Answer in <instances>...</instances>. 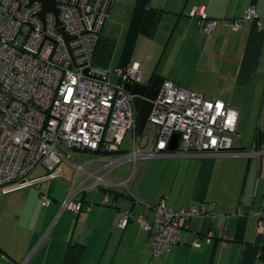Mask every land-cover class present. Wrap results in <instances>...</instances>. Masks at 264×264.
<instances>
[{
	"label": "crops",
	"instance_id": "crops-1",
	"mask_svg": "<svg viewBox=\"0 0 264 264\" xmlns=\"http://www.w3.org/2000/svg\"><path fill=\"white\" fill-rule=\"evenodd\" d=\"M196 7L218 20L212 35L191 17ZM250 7L262 28L245 21L233 31ZM92 64L113 72L112 82L114 70L138 64L149 84L161 78L230 103L240 111L234 149H253L258 136L256 154H174L125 163L98 183L88 173L120 154L73 151L55 178L38 168L31 186L0 193V264H64L75 244L84 249L77 264H264V0H112ZM123 182L131 194L116 188ZM76 188L75 200L91 208L79 216L62 209ZM162 200L174 210L204 205L213 215L191 219L180 243L153 260V234L134 220L124 229L117 222L133 212L151 223Z\"/></svg>",
	"mask_w": 264,
	"mask_h": 264
},
{
	"label": "built area",
	"instance_id": "built-area-1",
	"mask_svg": "<svg viewBox=\"0 0 264 264\" xmlns=\"http://www.w3.org/2000/svg\"><path fill=\"white\" fill-rule=\"evenodd\" d=\"M58 15L42 17L40 0H0V193L7 195L31 186L32 173L43 168L50 178L70 164V153L87 151L114 154L122 151L129 131L134 132L131 152L120 154L88 173L89 179L103 182V176L125 163H138L174 154L195 156H248L256 154L234 149L239 136L240 111L230 103L203 95L164 80L141 134L136 133L138 109L125 83L149 87L142 68L132 64L113 72L92 64L97 44L109 19L112 0H54ZM191 17L212 35L218 20L204 7H196ZM259 29L263 21L250 7L230 27L238 31L243 22ZM178 149L170 152L173 136ZM259 155H264L263 151ZM85 171L82 165H73ZM88 179V180H89ZM118 187L129 190L127 182ZM74 189L62 202L63 210L83 214ZM129 193L131 194L130 190ZM44 196L42 203L48 205ZM108 202L107 196L103 203ZM90 211V208H88ZM212 216L204 205L174 210L162 200L150 223L145 216L122 212L121 229L131 221L153 234L151 259L170 253L180 243L193 218ZM258 230L263 232L264 221ZM212 233H209V237ZM226 238V236H223ZM193 246H201L196 237Z\"/></svg>",
	"mask_w": 264,
	"mask_h": 264
},
{
	"label": "water",
	"instance_id": "water-1",
	"mask_svg": "<svg viewBox=\"0 0 264 264\" xmlns=\"http://www.w3.org/2000/svg\"><path fill=\"white\" fill-rule=\"evenodd\" d=\"M43 4V12L41 16L48 12H53L58 15V10L54 0H40ZM164 82V79L155 78L149 85V87H139L131 83H125L123 86L127 92L132 93L134 98V103L138 109V121H139V131L143 132L150 110L152 106V101L157 97V94ZM179 145V136L174 135L171 143L168 146L170 152H175L178 149Z\"/></svg>",
	"mask_w": 264,
	"mask_h": 264
},
{
	"label": "trees",
	"instance_id": "trees-1",
	"mask_svg": "<svg viewBox=\"0 0 264 264\" xmlns=\"http://www.w3.org/2000/svg\"><path fill=\"white\" fill-rule=\"evenodd\" d=\"M136 133L137 134H141L140 131H139V121L138 120H137ZM255 140L256 141H255L254 147L257 148L259 146V144H260V139H258V136H257V138ZM125 152L126 151H123L122 150L119 153H114V154H122V153H125ZM98 154L107 155V156H110L111 155V154L102 153V152H98ZM82 205H83V203H82ZM88 208H90V207H88ZM88 208H84V205H83V213L86 212V211H88ZM90 210H91V208H90ZM71 249L72 250L67 255L64 264H77L78 263V259H79V257L81 256V254L83 253V250H84L83 249V246L82 245H79V244H75L74 246L71 247Z\"/></svg>",
	"mask_w": 264,
	"mask_h": 264
},
{
	"label": "rangeland",
	"instance_id": "rangeland-1",
	"mask_svg": "<svg viewBox=\"0 0 264 264\" xmlns=\"http://www.w3.org/2000/svg\"><path fill=\"white\" fill-rule=\"evenodd\" d=\"M113 82L114 83H117L118 82V79H116V78H114L113 79ZM134 136V132L131 130V131H129L128 133H127V135H126V137H125V140H124V143H123V145H122V150L123 151H126V152H131V150H132V143H133V137ZM234 141H236V139H234ZM70 154H72L73 155V153H70ZM71 159H73L72 157H71ZM140 163H142V162H140ZM140 163H138V164H140ZM76 165V164H75ZM79 165V164H78Z\"/></svg>",
	"mask_w": 264,
	"mask_h": 264
}]
</instances>
